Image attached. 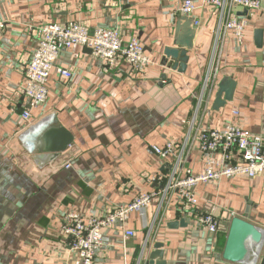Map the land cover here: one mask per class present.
I'll list each match as a JSON object with an SVG mask.
<instances>
[{"label":"crops","instance_id":"0c3cea01","mask_svg":"<svg viewBox=\"0 0 264 264\" xmlns=\"http://www.w3.org/2000/svg\"><path fill=\"white\" fill-rule=\"evenodd\" d=\"M194 3L187 16L198 27L187 69L179 72L164 65L163 57L185 15L182 0H0V18L7 23L0 33V264H73L77 255L63 228L65 215L106 213L138 194L163 189L152 178L169 174L175 159L162 158L153 145L175 142L178 150L184 148L185 168L197 174L206 163L197 140L200 128L234 123L264 136V34L260 45L256 39L257 29L264 32L262 12L235 8L230 15L248 19L244 39L229 30L222 42L220 9ZM46 22H82L91 30H118L125 41L136 37L153 64L137 72L123 57L108 64L86 46L63 49L47 82L46 102L26 121L24 67L39 46L37 28ZM220 48L218 77L204 89ZM59 67L72 77L62 76ZM226 78L235 82L233 95L226 100L223 93V103L216 104ZM51 126H64L74 136L57 156L42 150L43 133ZM195 193L197 212L219 219L217 234L187 217L179 192L171 190L163 202L157 196L133 213L123 227L105 228L97 261L143 264L144 247L160 242L167 264H260L264 242L257 261L254 248L244 263L223 254L234 216L264 231V172L200 183ZM183 218L186 225H169ZM126 230L134 235L126 236Z\"/></svg>","mask_w":264,"mask_h":264},{"label":"built area","instance_id":"2783aa9c","mask_svg":"<svg viewBox=\"0 0 264 264\" xmlns=\"http://www.w3.org/2000/svg\"><path fill=\"white\" fill-rule=\"evenodd\" d=\"M203 3L221 11L223 22L219 36L222 37V42L229 30L235 32L239 41L244 39L248 19L230 15L231 12L234 13L235 8L258 10L264 16V0H203ZM195 8L194 0H182L181 13L190 15ZM6 25V21L0 18V33ZM36 33L39 36V46L24 67V93L28 106L22 111V117L26 121L32 117L33 108L46 102L49 93L47 82L63 49L86 46L108 64H114L118 57H123L137 72H144L153 64L152 56L145 51L138 38L125 41L119 31L112 28L96 27L91 30L82 22H46L38 26ZM220 53L221 48L218 52V63L204 80V89L213 86L218 77ZM58 70L62 76L72 77L69 69L59 67ZM234 113L238 115V111ZM197 140L206 161L203 172L195 174L185 168L187 157L184 148L178 150L175 142H168L162 147L153 145V151L162 158L173 156L175 159L169 174H158L152 178L153 182L163 184V189L138 194L129 203L115 206L106 213L91 216H83L78 212L67 213L63 228L70 238L71 248L77 255L73 264H100L97 261V253L104 242V229L123 227L133 213L149 206L157 196H161L163 202L171 190L179 192L183 205L188 208L187 217H193L205 225L212 235L217 234L221 224L219 219L210 212H197L198 198L195 188L200 183H214L223 178H253L262 174L264 136L249 132L238 124L229 123L223 128H200ZM66 166L70 167L71 163L67 162ZM133 235V230H126V236Z\"/></svg>","mask_w":264,"mask_h":264},{"label":"water","instance_id":"95a60500","mask_svg":"<svg viewBox=\"0 0 264 264\" xmlns=\"http://www.w3.org/2000/svg\"><path fill=\"white\" fill-rule=\"evenodd\" d=\"M197 27L194 18L182 14L179 16L173 45L164 49V65L169 64L170 68L179 72L186 71L189 60L188 53L193 48ZM263 34L262 29L256 30V39L259 45L262 43ZM165 78L166 75H163L162 79L165 80ZM234 85L235 82H231L229 78L220 82L215 100L216 104L223 103V93H226V100L232 97ZM43 142L42 150L57 156L73 144L74 136L64 126H51L43 133ZM187 221L189 220L183 218L169 225H186ZM263 242L264 231L262 228L241 216H234L231 221L223 256L228 261L244 263L250 258L251 250L254 248L255 252H253V255L255 256V261H257L260 258V249ZM163 245L160 242L152 243V245L148 243L143 249L141 262L143 260V264H167V260L164 259ZM260 264H264V258L260 261Z\"/></svg>","mask_w":264,"mask_h":264},{"label":"clouds","instance_id":"9594fccd","mask_svg":"<svg viewBox=\"0 0 264 264\" xmlns=\"http://www.w3.org/2000/svg\"><path fill=\"white\" fill-rule=\"evenodd\" d=\"M39 131V129H37V132ZM25 142L28 144L29 150H33L35 148V144L34 143H29L30 141V137L26 136L24 138Z\"/></svg>","mask_w":264,"mask_h":264}]
</instances>
